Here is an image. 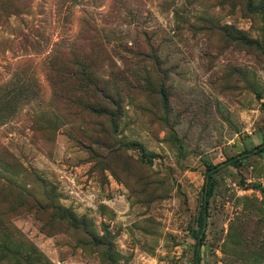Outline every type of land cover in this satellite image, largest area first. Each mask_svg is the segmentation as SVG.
<instances>
[{
	"label": "rangeland",
	"instance_id": "obj_1",
	"mask_svg": "<svg viewBox=\"0 0 264 264\" xmlns=\"http://www.w3.org/2000/svg\"><path fill=\"white\" fill-rule=\"evenodd\" d=\"M263 142L264 0H0V264H195ZM209 186L200 264H264V153Z\"/></svg>",
	"mask_w": 264,
	"mask_h": 264
},
{
	"label": "trees",
	"instance_id": "obj_2",
	"mask_svg": "<svg viewBox=\"0 0 264 264\" xmlns=\"http://www.w3.org/2000/svg\"><path fill=\"white\" fill-rule=\"evenodd\" d=\"M263 153H264V142L255 146L254 148L248 151L243 152L242 154L231 157L227 159L226 161L220 164H217L208 169L207 176H206V184L203 188V202H202L201 211H200L201 222H200L199 231H198L196 244H195V248H196L195 264H200L201 262V247L205 239V231H206L208 209H209V199L211 196V189H210L209 183H210V180L212 179V176L228 166L239 165L244 160H247L252 156L260 155ZM17 256L22 261V263L32 264L27 257L22 256L20 253H18Z\"/></svg>",
	"mask_w": 264,
	"mask_h": 264
}]
</instances>
